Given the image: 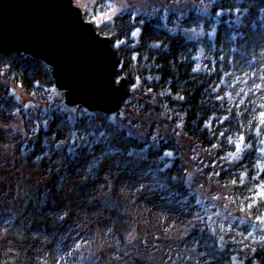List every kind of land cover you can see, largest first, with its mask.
I'll return each instance as SVG.
<instances>
[{
    "label": "trees",
    "instance_id": "trees-1",
    "mask_svg": "<svg viewBox=\"0 0 264 264\" xmlns=\"http://www.w3.org/2000/svg\"><path fill=\"white\" fill-rule=\"evenodd\" d=\"M200 1L207 13L130 11L96 24L116 52L115 81H127L129 95L121 108L136 106L138 118L116 120L119 110L69 108L51 66L24 53L0 54V121L10 122L7 108L23 117L27 128L8 131L23 136L16 168L24 164L38 171L36 191L10 181L12 195L5 199L16 203L18 212L4 202L0 207V264H28L29 255L38 252L33 236L39 228L25 232L23 225L42 220L45 226L48 211L69 196L79 198V206L66 200L71 213L58 218L68 228L78 223L76 233L87 235L93 257L89 253L81 264H264V241H253L264 230L225 219L255 204L264 191V0ZM97 2L92 13L86 12L88 20L110 10L106 0ZM193 30L203 35L190 36ZM20 92L32 104L47 106L41 121L28 120L33 105L28 100L29 107L23 106ZM148 112L154 121L143 125L150 127L143 139L139 118ZM5 130L0 127L3 140ZM166 152L172 155L164 157ZM133 185L139 204L165 211L159 228L147 225L131 236L120 226L130 220L123 218V210L131 209L124 190ZM257 208L253 213L263 216L264 198ZM11 211L20 213L18 218ZM39 212L44 214L35 217ZM188 220L195 223L185 228ZM87 222L89 233L81 231ZM6 225L17 233L9 234L10 245L1 238ZM58 227L50 224L44 231ZM105 227L111 235L107 246L94 236ZM72 259L80 264L76 255Z\"/></svg>",
    "mask_w": 264,
    "mask_h": 264
},
{
    "label": "water",
    "instance_id": "water-1",
    "mask_svg": "<svg viewBox=\"0 0 264 264\" xmlns=\"http://www.w3.org/2000/svg\"><path fill=\"white\" fill-rule=\"evenodd\" d=\"M24 53L51 66L68 106L116 113L129 95L115 81L118 58L108 37L74 0H0V54Z\"/></svg>",
    "mask_w": 264,
    "mask_h": 264
},
{
    "label": "rangeland",
    "instance_id": "rangeland-1",
    "mask_svg": "<svg viewBox=\"0 0 264 264\" xmlns=\"http://www.w3.org/2000/svg\"><path fill=\"white\" fill-rule=\"evenodd\" d=\"M97 1L99 0H74V4L78 7H80L83 11V16L84 19L88 20L87 17H85L86 12H93L95 5L98 3ZM107 4H109L110 6V10L103 16H93V22H92L95 26L96 24H101L104 21L107 20H111V18L121 12H133L135 14H146L149 16H154L156 15L160 10L164 11V14H168L171 11H176L179 12L180 14H188L191 10H197V11H201L203 10L204 13L208 12V7L207 5H205L204 2H201L200 0H106ZM89 21V20H88ZM188 33L190 34V36H201L203 35V32H196L195 30L193 31H188ZM116 53V52H115ZM3 79H5L3 77ZM9 85V82H7ZM20 96H21V101L23 102V106H27L29 107V105H26L25 102L30 100L31 97L29 95H22L23 93L20 92ZM131 99H134V97L132 96ZM32 100V99H31ZM30 102H28L29 104H32ZM40 101V100H39ZM33 107L32 108V112L28 115V120L29 121H41L42 120V114H44L46 111V107L45 105H43L40 102H35L32 104ZM145 103H143L142 107L144 108ZM72 108V107H69ZM143 108H141V113L143 112ZM10 112H11V120L10 122L8 121V123H5L0 121V127L4 128L5 133H6V140H3L0 138V159L3 160L1 161L2 163H0V207H9V210H13V212H18L17 208H15L14 206L11 205H16V203H14L13 201H7L5 199V196L7 194L12 195V187H11V182L15 183L17 185V187L19 189L23 188V189H30L32 188V190L36 191L38 190L37 184H33L34 179L36 178V176H38V171L37 170H33L30 171L29 169L31 168H26V166L24 164H21V168L17 169L16 168V160H19L20 162V156L18 157L17 155V150H16V146H18L19 143H21L23 136H21V133L19 132L17 135V129L15 130V132L11 133L8 132L10 129L13 130L12 128L14 127H19V128H27V123L23 122L22 119L23 117H21L20 115H18L15 112H12V109L7 108ZM73 110L76 111V109H70V111L72 112ZM135 110V111H134ZM134 110L131 109L130 107L128 108H121V113L122 116H118V119H123V118H138L137 114L140 113V109L137 108L136 106H134ZM78 111V109H77ZM36 113H38V117L36 115ZM148 112V115L146 114V116H141L139 118L140 126L142 130H138L140 136L144 139V136H147V131L150 127H143L144 124H146V126H151L153 120V115ZM116 118V117H115ZM38 119V120H37ZM44 121V120H43ZM23 122V123H22ZM21 125V126H20ZM34 125V123H33ZM160 133V132H159ZM144 135V136H143ZM29 138V137H27ZM10 140H12L10 142ZM17 143V144H16ZM190 140H186V144L190 145ZM18 157V158H17ZM9 168L5 169L8 165ZM11 181V182H10ZM13 186V185H12ZM125 186V185H124ZM132 186V185H131ZM31 187V188H30ZM137 188V187H136ZM136 188H134V185L132 187V189H129L127 192L126 190V199L129 201H127L130 205V210L129 211H124V214H127L129 216L128 219H130L129 221H127V223L122 222L123 225L120 226V229H126V230H130V235L133 236L134 234L137 233L138 234H142L143 231L147 230V225H149V228H153L155 227V229L159 228L161 225V215L163 214V212L165 211V209L163 207H159L158 205L156 207H152L150 205H148L145 202H141L139 204V199H138V194L136 192ZM70 190V189H69ZM10 191V192H9ZM18 192L15 191V194H17ZM102 198H110L109 195H102ZM261 198H264V191H261L259 193L258 199L257 197H255V204H249L244 210L239 211V210H235V214H227L225 219L229 220V221H236V220H240L243 223L246 224H253L255 227L263 229L262 227L264 225V215L261 217H256L255 212L253 213V210L258 209V202ZM16 200V199H15ZM69 200V203L71 202V207L72 208H77L79 206V198H74L72 196H69V198H64L61 197L60 199H58V202L60 203L59 207L57 208L54 207L53 209V213H51L50 211H48V218L49 220L46 221V224H54V219H58V217L60 216V212L62 211V213L64 211H68L71 213V209L69 207V203L65 204V201ZM123 200L125 201V197L123 198ZM3 202L5 204H3ZM57 201H54V203L58 205ZM3 204V206H1ZM69 207V208H68ZM63 208V209H61ZM254 210V211H255ZM12 212V213H13ZM55 213V214H54ZM240 213V214H239ZM20 213L14 214L15 218L17 215H19ZM35 214V213H34ZM43 212H39L35 215V217H39L41 215H43ZM52 214H54V216L52 217ZM123 214V215H124ZM241 215V216H240ZM150 218V220H149ZM255 218V219H254ZM254 220V222L256 223H251V220ZM16 220V219H15ZM14 220V221H15ZM88 220V219H87ZM135 221L134 225L131 223L132 221ZM73 222V221H72ZM56 223V222H55ZM194 221L192 220H188L186 222V225L184 226L185 228H189L192 227L194 225ZM70 227L68 228L69 231L71 232H76V229H74L75 226L79 225L78 223L74 224L71 227V222L69 223ZM85 224V223H84ZM84 228H86L89 224V222L86 223V225H84ZM35 225V222H32L29 225H23V228L25 230V232H27L28 230H31L33 232V226ZM43 222H41L39 224V229H36L34 231V236L33 239H36V242H34L35 244V250L38 251L35 255L36 258V262L34 261L33 264H70V258L69 255H66V246L69 242V244L72 246L73 243H75V241L72 239V242L68 240V238H64V236L60 233L62 232L61 230H65L63 226H61L62 224L59 223L58 225L63 227L61 230L56 228L55 230H51L49 232H45V228L42 226ZM86 226V227H85ZM126 227V228H125ZM22 228V226H21ZM22 228V229H23ZM88 228V227H87ZM81 230L83 231V228H81ZM88 230L90 231V229L88 228ZM230 231V229H227ZM60 231V232H58ZM85 231V230H84ZM116 231V230H113ZM2 240H6L7 244L10 245L12 243V240L9 237V234L12 233L11 231V227H8V225H6L2 230ZM63 233V232H62ZM89 233V232H88ZM99 233V234H98ZM12 234H17V233H12ZM110 232L108 231V229L105 228H99V232H95V238L99 239L104 244V246H107V244L109 245V237H111V235H109ZM33 235V233H32ZM83 235V234H82ZM20 236H23V234H21ZM85 237H87V235H84ZM83 237V236H82ZM50 240L52 242H50ZM67 240V241H66ZM256 243H261L262 241H264V235H259L258 239H254L253 240ZM56 242H58L60 245H62L64 247V253H60L58 252L52 245L57 244ZM10 243V244H9ZM22 243V242H21ZM92 243H98L99 245H101V242H92ZM30 246V244H29ZM91 243L89 241H87V243L85 245H78L77 244V249H79V251L74 254V256L76 255L78 258V263H83L88 257H89V253H87L88 251H91ZM98 248V246H97ZM45 252L44 255H42V253ZM48 252L50 253L51 256H48ZM49 257V258H48ZM103 257V256H102ZM238 264V263H236Z\"/></svg>",
    "mask_w": 264,
    "mask_h": 264
},
{
    "label": "bare ground",
    "instance_id": "bare-ground-1",
    "mask_svg": "<svg viewBox=\"0 0 264 264\" xmlns=\"http://www.w3.org/2000/svg\"><path fill=\"white\" fill-rule=\"evenodd\" d=\"M67 105V104H66ZM77 106V105H76ZM76 106H71V107H76ZM12 185V184H11ZM11 206H14V205H11ZM9 207H7V209H8ZM12 212V211H11ZM13 214V213H12ZM15 214V213H14ZM60 214L62 215V216H64V215H67V211H64L63 213H62V211L60 212ZM65 217V216H64ZM124 219H126V220H128V218H129V216L127 215V214H125L124 215V217H123ZM57 220V222L55 223L54 222V224H59V223H61L60 221H59V218L58 219H56ZM54 221H55V219H54ZM42 222V220H40V221H38L37 223H35V226H38V228H39V224ZM44 224V223H43ZM86 224V223H85ZM84 224V225H85ZM47 225H49V224H46L45 226H43L44 228H46L47 227ZM59 226V225H58ZM52 227H53V225H52ZM63 227H65V226H63ZM58 229H62L61 228V226H59L58 227ZM62 232H60V231H58V232H60L63 236H64V238L66 237V238H68V240L69 241H71L72 242V239L75 241V243L76 244H78V245H80V244H82V245H85L86 243H87V241H88V239H87V237H85L84 236V234L82 235V233L81 232H71V231H69L68 229H65V230H61ZM83 236V237H82ZM67 241V240H66ZM50 242H52L51 240H50ZM57 244H54V245H52L58 252H60V253H63V254H65L64 253V247L62 246V245H60L58 242H56ZM72 253H73V249H72V246L69 244V242H68V244H67V246H66V255H69V257H71L72 256ZM87 253H92L90 256H92L93 257V252L92 251H88ZM31 254V253H30ZM45 254V252H43L42 253V255H44ZM29 256H32L31 258L32 259H30L29 261H28V264H33V262L35 261L36 262V258H35V255H29ZM48 256H51L50 255V253L48 252ZM49 258V257H48ZM70 259H72V258H70ZM70 264H76L75 262H74V260L72 259V260H70Z\"/></svg>",
    "mask_w": 264,
    "mask_h": 264
},
{
    "label": "snow or ice",
    "instance_id": "snow-or-ice-1",
    "mask_svg": "<svg viewBox=\"0 0 264 264\" xmlns=\"http://www.w3.org/2000/svg\"><path fill=\"white\" fill-rule=\"evenodd\" d=\"M218 15H220L221 13H219V11H218V13H217ZM226 23H228L229 24V26H231V24H232V22L231 21H226ZM139 31V29L136 31V32H132V36L133 37H135L136 35H137V32ZM212 33H210V35H211ZM198 68H199V66L197 65V70H198ZM69 119H71V117L69 116L68 117ZM240 150V146L239 145H237V151H239ZM172 155V153L171 152H166V153H163V156L164 157H170Z\"/></svg>",
    "mask_w": 264,
    "mask_h": 264
},
{
    "label": "clouds",
    "instance_id": "clouds-1",
    "mask_svg": "<svg viewBox=\"0 0 264 264\" xmlns=\"http://www.w3.org/2000/svg\"><path fill=\"white\" fill-rule=\"evenodd\" d=\"M93 22V21H92ZM96 28V27H95ZM85 230V231H84ZM82 231V230H81ZM83 232H85V233H88V231H87V229L86 228H83ZM77 244L76 243H73V245H72V249L74 250V249H76V250H78L77 248ZM75 251V250H74Z\"/></svg>",
    "mask_w": 264,
    "mask_h": 264
}]
</instances>
